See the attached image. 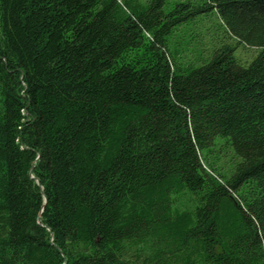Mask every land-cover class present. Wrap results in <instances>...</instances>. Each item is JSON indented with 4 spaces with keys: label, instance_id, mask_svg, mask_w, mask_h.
<instances>
[{
    "label": "trees",
    "instance_id": "16d2710c",
    "mask_svg": "<svg viewBox=\"0 0 264 264\" xmlns=\"http://www.w3.org/2000/svg\"><path fill=\"white\" fill-rule=\"evenodd\" d=\"M0 264H264V0H0Z\"/></svg>",
    "mask_w": 264,
    "mask_h": 264
},
{
    "label": "rangeland",
    "instance_id": "374dc122",
    "mask_svg": "<svg viewBox=\"0 0 264 264\" xmlns=\"http://www.w3.org/2000/svg\"><path fill=\"white\" fill-rule=\"evenodd\" d=\"M139 1L145 3L147 0ZM189 1L196 3L200 0ZM222 42L234 44V57L242 65H247L258 52V48L237 42L226 34L219 19L209 13L198 14L188 24L175 30L170 38V47L171 50L177 51V59L182 64L198 65L207 59L211 50ZM216 142L217 144L206 152L207 162L216 167L221 173L228 175L240 158L234 153L231 146L225 143V138L217 137Z\"/></svg>",
    "mask_w": 264,
    "mask_h": 264
}]
</instances>
